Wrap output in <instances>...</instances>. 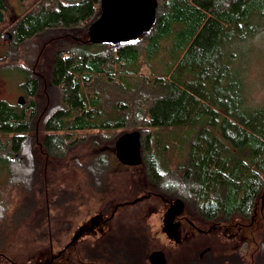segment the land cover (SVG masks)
<instances>
[{
    "label": "trees",
    "instance_id": "obj_1",
    "mask_svg": "<svg viewBox=\"0 0 264 264\" xmlns=\"http://www.w3.org/2000/svg\"><path fill=\"white\" fill-rule=\"evenodd\" d=\"M37 1L39 7L26 12L14 27L13 45L20 47L43 34L55 37L56 47L49 50L42 68H47L50 85L60 93V106L47 118L42 138L40 131L36 134L48 156H64L90 132H115L133 116L134 130L141 132L142 164L150 181L162 185L160 197L166 198L168 189L172 198L184 201L185 211L191 207V215L220 225L236 216L251 219L258 206L264 220V105L249 103L245 67L233 46L260 29L264 0H160L153 28L130 45L83 41V33L101 13L100 0ZM8 12L7 1L0 0V24ZM226 44L231 51L222 49ZM169 51L175 57L162 74L152 59ZM123 65L126 75L138 76L134 85L119 74ZM146 65L151 76L142 74ZM9 68L6 72L14 71ZM32 72L22 68L18 72L24 76L26 106L0 99V166L20 160L33 132L35 99L44 77ZM124 93L130 96L128 101L118 97ZM174 128L186 129L180 142L172 149V138L167 145L156 144L164 131ZM148 147L153 151L146 152ZM169 149L183 159L175 170L163 160ZM27 163L30 169L24 175L36 179V163V171L33 160ZM259 237L254 264H264V227ZM142 244V239L137 244L111 243L110 252L117 254L118 264H145ZM209 248L202 258L189 261L187 256L183 261L244 264L242 247L218 257Z\"/></svg>",
    "mask_w": 264,
    "mask_h": 264
},
{
    "label": "rangeland",
    "instance_id": "obj_2",
    "mask_svg": "<svg viewBox=\"0 0 264 264\" xmlns=\"http://www.w3.org/2000/svg\"><path fill=\"white\" fill-rule=\"evenodd\" d=\"M6 1L9 12L5 21L0 24V59L6 55H8V58L0 64V99L12 105L21 106L18 105L17 101L20 96H26L22 86L24 76L18 73L21 68L28 72H37L38 76L41 74L44 77L38 98L35 99L37 114L33 122V132L30 134L29 140L23 145L22 156L20 155V160L13 164L0 166V188H5L2 196L5 197L6 191L11 188L18 191L13 195L11 208L15 210L19 207L17 206L19 202L17 199L22 198V195H24L23 190L26 188L24 187V179L21 180V177L30 169L27 162L33 160L34 170L36 171L35 163L38 168L36 171L37 178L34 180V184H37L35 188H47L44 187L43 183L40 184L39 178L43 180V178L48 177L50 187H62L77 191V200H73L74 203L76 202L74 210H76L78 221L89 220L95 215L102 203V198L106 199H104V202L108 199L112 202L109 212L111 213L115 205L120 202L142 197L149 192L155 193L156 195L152 197L140 199L136 205L121 207L117 212V220L115 221H123L124 225L130 226L136 224L142 229L140 238L143 242L144 254L147 256V264H149V254L155 250L165 252L166 257H168L167 264H188L183 261L184 258L188 256L189 261L195 260L196 256L202 258L204 255L201 256V254L209 247H212L216 257L239 251L242 247L244 250L243 263L254 264L252 255L261 240L259 233L264 227L260 206H258L251 219L244 220L236 216L226 222L225 225L223 224V227H228V229H220L221 225L217 224L219 221L205 220L191 215L189 212L191 207H189L184 214L195 220L204 232L197 231L184 221L181 224L179 234L180 242L177 243L174 239L168 237L164 231L167 221L166 213L170 208L169 202L172 201L173 203L177 198H172L171 191L168 189H165L168 193L166 198L163 199L158 195L162 185L155 186L150 181L144 164L127 165L117 157V140L123 134L133 132L135 131L134 128H137L135 126L137 122L133 116H131L127 126L119 128L115 132H90V134H87V140H83L73 149L67 150V153L61 157H50L46 154V151L38 146L37 132L40 131L39 135L42 138L47 118L60 106V93L50 85L47 68H42L43 64L50 58L51 51L49 50H54L56 47V45H52V40L55 37L54 34H43L20 47H15L13 45L14 27L21 16L39 7V1ZM261 23L260 29L254 36L248 38L243 44L235 42L233 45L237 50L238 61L240 60L239 62L243 63V67H245V94L249 103L253 106L264 105V18ZM83 31L85 30L83 29ZM6 33L12 35L10 42L5 39ZM82 38L83 41L89 40L88 32L83 33ZM237 47L240 49L238 50ZM101 48L103 47H100L99 50ZM222 49L231 51L232 46L226 44ZM43 50H46L45 53H47L41 56ZM243 52H245V55ZM174 57L175 53L169 51L153 58L152 65L155 69L158 68L162 74H166ZM236 65L237 62L233 64L235 67ZM8 66H11L12 68H10L14 71L6 72ZM125 69H127V66L123 65L122 68L117 70L119 74L123 75L128 84L134 85L138 76L134 74L126 75ZM142 74L151 76L149 65L142 67ZM109 97L113 99L116 94L109 95ZM118 97L122 101H128L127 97L130 96L124 93L118 94ZM27 104L28 99L21 107ZM27 111L30 112L32 109H27ZM185 131V128L166 130L164 131V137L160 138L161 140L156 144L167 145V139L172 138L175 140L170 143L172 149L176 141H181L182 134ZM143 149L141 148V152ZM149 149V147L146 148V152L153 151ZM143 156L144 153H142ZM163 157L171 170H175L176 162L181 163L183 160L180 159V154L174 155L170 149L165 151ZM50 190L54 193V189ZM38 191L30 190L31 197L34 196L39 203H44L42 202L44 196H41ZM71 200V196L68 195L62 200V204L71 205ZM238 226L242 227L240 232Z\"/></svg>",
    "mask_w": 264,
    "mask_h": 264
},
{
    "label": "flooded vegetation",
    "instance_id": "obj_3",
    "mask_svg": "<svg viewBox=\"0 0 264 264\" xmlns=\"http://www.w3.org/2000/svg\"><path fill=\"white\" fill-rule=\"evenodd\" d=\"M26 176H23L26 187L23 188L24 195L17 199L19 207L15 210L11 208V203L18 191L8 189L3 197L5 188H0V264H118L117 254L110 252V244H137L142 229L136 224L130 226L124 225L123 221L115 222L117 212L121 207L136 205L140 199L156 195L149 192L142 197L120 202L111 213L112 202L109 199L104 202L105 198H102L95 215L89 220L78 221L74 210L76 202L73 200H77V191L50 187L48 177L43 180L39 178L40 184L47 188L38 189L35 188V179ZM49 188L54 189V193ZM30 190H39L40 195L44 196V203L31 197ZM68 195L72 199L71 205L62 204ZM169 203L171 205L172 201ZM185 212L184 207L173 218V229L180 234L181 224L186 221L192 228L204 232ZM223 226L220 229H228ZM241 229L238 226L239 232ZM148 263L151 264L149 256Z\"/></svg>",
    "mask_w": 264,
    "mask_h": 264
},
{
    "label": "water",
    "instance_id": "obj_4",
    "mask_svg": "<svg viewBox=\"0 0 264 264\" xmlns=\"http://www.w3.org/2000/svg\"><path fill=\"white\" fill-rule=\"evenodd\" d=\"M101 13L88 30L89 41L94 44L130 45L150 31L157 21L158 0H100ZM7 41L12 40L10 33L5 34ZM26 99L20 96L17 103L24 105ZM141 132L123 134L116 143L117 157L127 165H140L142 158ZM264 201V197H263ZM182 200L171 203L166 213L167 224L164 231L170 239L180 242L179 233L173 229V218L184 208ZM151 264H167L166 254L155 250L149 255Z\"/></svg>",
    "mask_w": 264,
    "mask_h": 264
}]
</instances>
